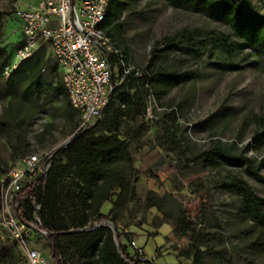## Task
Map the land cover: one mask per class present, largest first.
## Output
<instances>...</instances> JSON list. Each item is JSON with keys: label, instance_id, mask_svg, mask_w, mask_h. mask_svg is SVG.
I'll return each mask as SVG.
<instances>
[{"label": "rangeland", "instance_id": "obj_1", "mask_svg": "<svg viewBox=\"0 0 264 264\" xmlns=\"http://www.w3.org/2000/svg\"><path fill=\"white\" fill-rule=\"evenodd\" d=\"M40 1L0 0V216L11 170L28 154L52 153L54 163L65 164V144L79 132L68 98L52 88L59 81L54 58L40 72V86L28 72L31 61L9 78L1 73L23 39L17 10ZM230 1L264 16V0ZM118 2L112 36L126 64L144 68L156 58L153 73L184 77L177 86L155 81L150 111L114 103L108 122L120 118L114 134L129 143L133 165L121 162L124 189L113 188L89 223L124 233L123 244L133 256L140 250L135 259L142 264H195L199 249L204 264H264V231L247 220L236 188L248 186L264 199V40L249 46L229 17L203 0ZM89 132L110 135L101 124ZM76 182L73 172L71 194ZM74 197L66 196L67 207ZM114 242L122 258L116 236ZM34 245L52 256L49 240L37 237ZM16 249L0 226V264H21ZM65 259L105 264L71 249Z\"/></svg>", "mask_w": 264, "mask_h": 264}, {"label": "trees", "instance_id": "obj_2", "mask_svg": "<svg viewBox=\"0 0 264 264\" xmlns=\"http://www.w3.org/2000/svg\"><path fill=\"white\" fill-rule=\"evenodd\" d=\"M203 1L210 6V11L223 13L228 16L230 22L238 28L249 46H254L264 40V16L257 13L251 5H238L230 0ZM118 3V0L111 1L105 22V32L112 40V29L119 27L114 21L118 17ZM121 53L125 60L124 53L122 51ZM13 57L14 55L2 65L1 73L3 76L5 65ZM48 59V51L46 48H42L31 59L22 62L10 77L22 69L25 63L31 61L27 67L28 72L33 77V81H37V85L40 86L38 77L40 72L46 71L49 63ZM155 59L151 58L144 68L136 67L137 70H142L139 75L136 70L124 74V68L118 65V71L113 79V94L105 109L103 118L94 126L79 130L64 149L66 163H54L53 160L47 178L38 180L37 199L41 204L40 218L45 229L52 233L51 243L53 244L51 249L56 261L55 264H68L65 254L70 249L76 252L79 251L85 258L99 257V260L105 264H142L141 261L135 259L138 255L137 252L135 256L129 252L130 244H123L122 238L124 236L127 237L124 233L112 230L107 224L95 227L101 220H97L94 224L89 223V220L90 217L98 218L100 216L101 208L109 200V192L113 188L124 189L122 172L118 170L121 162L124 161L129 166L133 165L129 143L114 134L120 118L116 116V122L113 126L108 122L115 113L114 103L116 101L123 103L129 112H134L136 109L145 110L147 109L149 96L151 94L155 96V81L177 86L184 77L183 74L179 73L162 71L153 73L152 68ZM117 62V59L113 58V64ZM129 66V64H126V67ZM55 70H58L57 65ZM52 88L68 98V108L80 120L79 112L70 104L60 72L59 81ZM74 116L72 115L71 119ZM98 124H101L103 130L110 135L91 137L89 131ZM73 172L78 177L77 187L72 188L73 192L77 191V194H71L72 192L67 189L68 180ZM258 178L264 180L260 176ZM236 188L242 196L247 220L264 231V199L257 197L248 186L237 185ZM68 195L75 196L73 198L75 202L71 204V207H67L65 201ZM87 208L91 210L90 214L86 212ZM24 209V217L31 218L35 212V206L30 202H26L24 203ZM67 211L71 212L69 214L73 227H70L67 223ZM72 211L75 212L72 213ZM114 236L117 237L122 258L117 254ZM63 242L67 244V247L64 246ZM17 252L20 256L21 264H26L23 256L18 250ZM203 255L204 252L200 249L197 250L193 254L194 263L204 264Z\"/></svg>", "mask_w": 264, "mask_h": 264}, {"label": "built area", "instance_id": "obj_3", "mask_svg": "<svg viewBox=\"0 0 264 264\" xmlns=\"http://www.w3.org/2000/svg\"><path fill=\"white\" fill-rule=\"evenodd\" d=\"M112 0H41L25 10H17L21 22L22 43L11 61L5 65L6 78L34 54L46 48L63 78L71 106L80 114L79 130L98 123L104 115L114 90V76L118 65L124 74L133 70L126 67L124 56L105 32V22ZM113 58L117 63L113 64ZM155 96L148 98L149 105ZM149 110V107L147 109ZM54 154H28L20 166L11 170L2 191L0 226L21 252L26 264H55L34 245L37 237L49 240L40 218L38 180L47 178ZM35 206L30 218L24 217V203ZM106 225L100 222L99 225ZM132 245L137 248L135 242ZM140 251L138 248L136 250ZM52 252V249H51Z\"/></svg>", "mask_w": 264, "mask_h": 264}, {"label": "water", "instance_id": "obj_4", "mask_svg": "<svg viewBox=\"0 0 264 264\" xmlns=\"http://www.w3.org/2000/svg\"><path fill=\"white\" fill-rule=\"evenodd\" d=\"M70 141H71V140H70ZM70 141L66 142V144H65V147H67V146H68V144L70 143Z\"/></svg>", "mask_w": 264, "mask_h": 264}]
</instances>
